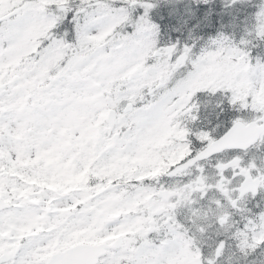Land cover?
I'll return each instance as SVG.
<instances>
[{
	"label": "snow or ice",
	"instance_id": "1",
	"mask_svg": "<svg viewBox=\"0 0 264 264\" xmlns=\"http://www.w3.org/2000/svg\"><path fill=\"white\" fill-rule=\"evenodd\" d=\"M0 264H264V0H0Z\"/></svg>",
	"mask_w": 264,
	"mask_h": 264
}]
</instances>
